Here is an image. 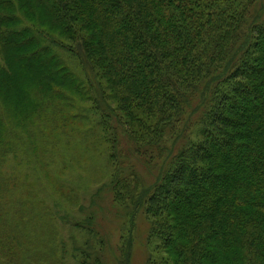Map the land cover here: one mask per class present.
Returning <instances> with one entry per match:
<instances>
[{
    "label": "trees",
    "instance_id": "1",
    "mask_svg": "<svg viewBox=\"0 0 264 264\" xmlns=\"http://www.w3.org/2000/svg\"><path fill=\"white\" fill-rule=\"evenodd\" d=\"M21 84L32 95L9 101ZM71 93L122 113L99 117L120 128L114 200L144 208L172 264H264V0H0L1 105L33 121ZM136 162L156 169L149 185Z\"/></svg>",
    "mask_w": 264,
    "mask_h": 264
},
{
    "label": "rangeland",
    "instance_id": "2",
    "mask_svg": "<svg viewBox=\"0 0 264 264\" xmlns=\"http://www.w3.org/2000/svg\"><path fill=\"white\" fill-rule=\"evenodd\" d=\"M58 52L79 79L104 90L81 57ZM24 64L19 72L33 78ZM30 86L12 89L8 100L30 97ZM68 96L58 114L48 116L46 110L33 121V112L26 121L0 103L6 140L0 148V264H172L161 241L149 236L151 219L144 208L136 211L132 202L114 200L108 139L115 131L119 137L120 128L110 122L107 133L99 117L102 108L122 113L112 99L103 104ZM172 137L166 134L164 144ZM132 166L141 186L153 181L155 168L143 162Z\"/></svg>",
    "mask_w": 264,
    "mask_h": 264
}]
</instances>
